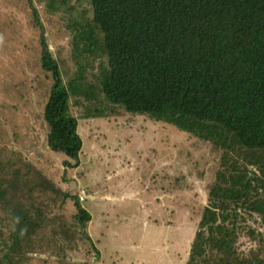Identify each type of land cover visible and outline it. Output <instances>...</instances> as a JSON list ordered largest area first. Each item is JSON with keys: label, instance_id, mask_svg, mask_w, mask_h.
Instances as JSON below:
<instances>
[{"label": "trees", "instance_id": "obj_1", "mask_svg": "<svg viewBox=\"0 0 264 264\" xmlns=\"http://www.w3.org/2000/svg\"><path fill=\"white\" fill-rule=\"evenodd\" d=\"M90 1L93 30L79 35L77 48L82 42L85 54L101 59L98 86L81 91L82 79L67 85L42 36V66L55 81L45 109L49 147L66 156L67 168L80 164L84 141L73 99L78 107L100 104L86 118L121 107L209 144L220 157L186 264H264V0ZM8 165L21 174L26 167ZM5 179L0 264H30L40 233L46 237L45 215L29 204L33 192L20 194V181ZM74 204L71 231L91 240V213L79 197Z\"/></svg>", "mask_w": 264, "mask_h": 264}, {"label": "rangeland", "instance_id": "obj_2", "mask_svg": "<svg viewBox=\"0 0 264 264\" xmlns=\"http://www.w3.org/2000/svg\"><path fill=\"white\" fill-rule=\"evenodd\" d=\"M93 20L90 0H0V182L8 177L20 181L18 193L33 192L29 204L47 225L30 264H186L218 167L212 146L121 107L107 118H86L100 104L78 107L76 99L80 164L67 168L66 156L48 145L45 109L55 81L42 66V36L65 83L82 79L83 91L98 86L101 68V59L83 52L84 43L77 48ZM10 162L23 163L22 174ZM83 191L81 204L92 217L85 242L71 231L74 198ZM243 242L247 247L249 239Z\"/></svg>", "mask_w": 264, "mask_h": 264}, {"label": "built area", "instance_id": "obj_3", "mask_svg": "<svg viewBox=\"0 0 264 264\" xmlns=\"http://www.w3.org/2000/svg\"><path fill=\"white\" fill-rule=\"evenodd\" d=\"M86 197H87V192L83 191V195H80L81 201H85Z\"/></svg>", "mask_w": 264, "mask_h": 264}]
</instances>
